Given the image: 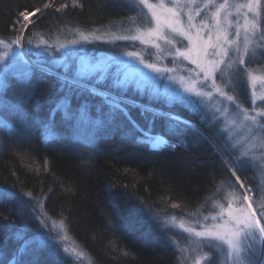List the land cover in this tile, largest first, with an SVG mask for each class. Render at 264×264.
Wrapping results in <instances>:
<instances>
[{"label":"trees","instance_id":"obj_1","mask_svg":"<svg viewBox=\"0 0 264 264\" xmlns=\"http://www.w3.org/2000/svg\"><path fill=\"white\" fill-rule=\"evenodd\" d=\"M79 2L83 7H74L73 0H0V38L15 39L19 12L45 3L52 6L36 15L25 36L33 30L48 35L62 28L100 29L134 14L128 0ZM62 4L68 7L56 11ZM59 73L26 64L7 74L1 92L5 124L0 127V192L12 195L0 199V264H56L57 243L43 240L41 245L33 232L41 210L63 220L72 242L93 264H178V252L160 219L197 211L220 182L229 179L217 151L223 138L201 120L202 114L187 113L180 114L197 129H188L186 142L176 148L150 149L125 135V129L96 128L88 119L68 121L62 112L52 117L54 134H49L44 125L57 99L67 92L62 82L71 77ZM126 96L162 112L168 109L138 94ZM86 100L92 108L100 96L73 93V112ZM130 115L148 127L139 108L130 107ZM151 131L175 143L181 138L168 134L164 118L156 119ZM253 173L247 168L241 177ZM173 203L180 207L172 208ZM21 232L24 239L34 240L31 250L22 247ZM59 252L63 264H72Z\"/></svg>","mask_w":264,"mask_h":264},{"label":"snow or ice","instance_id":"obj_2","mask_svg":"<svg viewBox=\"0 0 264 264\" xmlns=\"http://www.w3.org/2000/svg\"><path fill=\"white\" fill-rule=\"evenodd\" d=\"M51 6V3H45L43 8H34L31 11L25 9L19 12L17 22L20 28L14 29L18 32L15 39L0 38V46L6 49L0 53V62L5 61L6 56L13 50V45L22 47L25 42L32 43L30 39L25 41L19 33L25 31L30 24L34 25L36 21L33 18ZM73 6L83 7V4L79 0H73ZM66 7H68L67 4H62L56 11L59 12ZM131 7L137 9L136 17L129 18L136 25L135 34H112L110 43L114 40H139L157 49V61L166 56H172L174 63L182 58L196 65L195 69L189 70L188 78L180 77V92H169L163 97L168 110L162 112L154 109L151 104L138 105L135 101L130 106L126 96L131 83L128 74L121 78L117 69L109 76L108 68L82 65L77 77L71 80L65 77L61 87L67 89V92L57 99L50 110L49 121L44 127L49 134H54L52 117L56 112H62L68 121L88 119L96 128L114 126L125 129V135H131L150 149L176 148L179 144L186 142L183 137L187 135L188 129H197V125L174 109L180 107L189 114H200L207 108H211L213 115L210 123L213 127L218 126L217 131L224 139L217 151L222 153V165L229 174V179L221 181L216 191L206 198L205 203L212 200V211L209 215H203L204 205H201L196 212L189 213L192 219L185 220L175 215L166 216L162 227L169 231L176 229L177 235L182 236L184 246L175 237H170L179 252L185 253L191 250L202 253L197 258L196 264H200L201 260L204 264H213V258L217 253L223 257L220 264H264V223H262L264 222V107L259 109L256 107L257 100L264 104V94L258 96L256 91L251 92L250 99L253 105L251 109L244 107L238 95L230 94L236 91L241 71L247 72V79L251 82L253 89L257 85L264 89V76H253L250 70L238 67L245 65V57L249 56V53L251 57H255L256 49L264 48V30L260 27L264 20L262 16L264 4L261 0H222V2L219 0H155V2L133 0ZM145 8L147 12L144 11ZM202 15L204 18L200 19L198 26L194 21ZM233 16L235 20L231 19ZM241 17L243 24L240 23ZM209 20L212 21L211 24ZM233 27L235 28L234 33H231L233 38L229 39V29ZM205 29L207 39L204 38ZM75 31L78 38L66 41L67 44L76 45L82 41L87 42L90 37L101 38L94 33L79 29ZM241 31H243L242 40ZM213 33L215 39H213ZM185 39L188 40L187 46L176 47L177 44L183 45ZM40 42L44 45L48 44L43 37L40 38ZM230 53H234V57ZM125 54L137 59L139 63L157 74L176 71L175 68H161L158 62H146L139 52ZM217 74L220 76V83L217 82ZM144 75L146 79H152ZM85 76L89 78L84 79ZM92 78L97 81L95 85L92 84ZM168 79H174V77L170 76ZM103 84H106L107 88L100 92L99 85ZM136 86L143 90L145 85L137 81ZM86 91L90 95H99L100 101L89 108V101L86 100L76 112H73L72 94H83ZM149 97L161 99L155 86L151 87ZM130 107L140 109L141 115L147 121V128L131 117ZM158 118L166 120L168 134L181 137L176 143L165 139L160 134H153L152 125ZM201 120H207L206 113L201 115ZM223 154L227 155V159L223 157ZM249 167L257 173V176L252 178L253 181L259 180L255 188L245 183L247 177L241 178L243 172ZM217 194H220L222 202L212 199ZM11 195V193L0 192V199ZM27 195L31 197L32 193L29 192ZM171 207L179 208L180 205L173 203ZM42 215L46 216L47 213L42 212ZM210 220L212 223H208ZM59 228L61 231L64 230L63 220L59 222ZM185 233L187 235H184ZM18 236L23 240L22 247L25 251L35 243L33 239H24L23 232L18 233ZM64 238L60 237L61 240ZM45 243L46 241H40L41 245ZM205 248L208 251H204ZM63 252L72 253L76 252V249L64 247ZM77 255H83V253H77ZM54 256L56 264H63L59 248L56 249ZM17 264L20 262L17 261ZM33 264H39V262L35 261ZM180 264H183V258Z\"/></svg>","mask_w":264,"mask_h":264},{"label":"rangeland","instance_id":"obj_3","mask_svg":"<svg viewBox=\"0 0 264 264\" xmlns=\"http://www.w3.org/2000/svg\"><path fill=\"white\" fill-rule=\"evenodd\" d=\"M131 4L133 0H128ZM151 2H155V0H151ZM222 2V0H219ZM262 4H264V0H261ZM147 12V9H144ZM137 9L134 8V14L130 17H136ZM262 16H264V12H262ZM130 17L112 23L111 25L103 28H97L92 30H82L87 33H94L96 36H100V39H93L90 37L89 41H82L79 44L72 45L67 44L66 41H70L71 39L78 38L77 32L75 31L78 28H62L60 30H56L51 34L45 35L41 34L37 31H30L28 35L25 36V32H20L25 39L31 40L32 43H23V46L13 45V50L9 52L6 56L4 62H0V102L4 100L1 95L3 87L6 83L7 74L13 70L14 68L25 67L26 64H31L34 67L41 68L45 71H50L52 73H59L62 77L69 74L72 78L77 77V74L82 67V65L88 66H100L101 68H108V75L115 73L117 69H119L121 78L125 74H128L129 79L131 81L129 90L127 93L129 94H138V97H144L147 100L153 102V104L163 105V97L166 96L169 92H180L181 84L179 83L180 77L188 78L189 70H193L196 68V65L192 64L190 60H183L182 58L177 59V61L173 62L172 56H166L163 59L157 61V49L154 48L151 44H143L139 40L130 41V40H114L113 42H109L112 37V34L116 35H131L135 34L136 25L129 19ZM35 18V17H34ZM33 18V19H34ZM203 15L197 17L194 23L199 26L200 19H203ZM186 19V18H185ZM231 19L235 20L233 16ZM212 21L209 20V24ZM240 23L243 24V18L241 17ZM261 29L264 30V20L261 22ZM20 28V24L18 23V29ZM127 30V31H126ZM235 28L229 29L230 35L229 39L233 38L231 33H234ZM39 33L40 35H35ZM43 37L44 40L48 42L47 45H44L40 42V38ZM204 38L207 39V30H204ZM243 38V31H241V40ZM213 39H215V34L213 33ZM63 45V46H61ZM188 45V40L185 39L183 41V45L177 44L176 47H183ZM163 47V45H162ZM243 47L241 43V48ZM6 49L3 46H0V53H3ZM127 52H139L143 59L148 63L158 62L161 68L172 69L175 68V72H164L162 74H157L153 72L151 69L146 68L143 64L139 63V61L133 57L127 56L125 53ZM231 56L234 57V53H230ZM182 61V62H181ZM245 65L238 66L241 69L250 70L253 76H264V48L258 47L256 49L255 57H251V53L249 56L245 57ZM50 66V67H48ZM53 68V69H52ZM7 69V71H5ZM151 77V80L145 78ZM174 77V79H168V77ZM67 77V76H66ZM71 77H68L72 79ZM88 76H85L84 79H88ZM217 82L220 83V76L217 74L216 76ZM141 81L145 86L143 90L136 86V82ZM97 83L95 78H92V84L95 85ZM106 85V84H104ZM155 86L158 89V92L161 95V99H150L149 92L151 87ZM226 91H230V89H225ZM100 92H103V88L99 89ZM256 91L257 95L264 94V89H261L259 85L255 89L252 88L251 82L247 79V72L241 71L239 73V84L236 88L235 92H231L230 94L238 95V99L241 103L244 104V107L251 109L253 105L251 104V92ZM135 101L132 98H128V103ZM138 105H144L141 102L135 101ZM153 107V105H151ZM256 107L259 109L264 107V104H261L259 100H257ZM154 108V107H153ZM168 110V109H166ZM174 111L178 113H187L184 109L180 107H176ZM207 115V123L211 124L213 112L211 108H207L205 112L200 114ZM217 115H219L217 113ZM5 124L4 120L0 117V127ZM212 125V124H211ZM218 127V126H217ZM217 127H215L217 129ZM163 136V135H162ZM165 137V136H164ZM223 138V137H222ZM165 139H167L165 137ZM169 140V139H167ZM224 140V139H223ZM171 141V140H170ZM175 143V141H172ZM250 168V167H249ZM251 170H253L251 168ZM254 171V170H253ZM257 173L254 171L252 177H249L245 183L251 184L253 188L256 187V184L259 183V180L253 181V177H256ZM242 178V177H241ZM245 178V177H244ZM242 178V179H244ZM212 199L217 202H222L220 200V194H217ZM227 205L225 204V207ZM212 211V200H208L207 203H204L203 207V215H209V212ZM42 210L38 211V215L36 216V220L38 223L35 225L36 239L53 241L56 242L59 248L63 251L64 247H68L69 249H76V252L72 253H64L67 256L72 264H93L90 259L77 248V246L72 242L69 237L65 227L64 230L61 231L59 228V220L52 219L47 215H42ZM196 212V211H195ZM215 214V213H213ZM172 215H167V217H171ZM166 216L161 217V227L163 220ZM184 218L185 220H190L192 217L188 214L183 216H177V218ZM219 222V221H218ZM208 223H212V221H208ZM264 223V222H262ZM162 231L164 232L168 242L174 246L177 250V246L174 245L170 237H175L176 240L180 241L181 245L184 246V240L181 235H177V230L173 229L171 231L166 230L162 227ZM182 231V230H181ZM184 235H187L186 233ZM60 237H65L63 240ZM35 239V240H36ZM35 244V243H34ZM30 250L32 247L29 248ZM204 251H208L207 248ZM180 264L181 258H183V264H196V260L199 256L202 255L200 252H193L191 250L181 253L177 250ZM77 253H83V255H77ZM223 259L218 253L213 258V264H220V261ZM200 264H204V261L201 260Z\"/></svg>","mask_w":264,"mask_h":264}]
</instances>
